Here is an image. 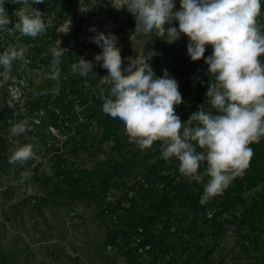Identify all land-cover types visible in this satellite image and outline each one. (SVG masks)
Wrapping results in <instances>:
<instances>
[{
  "label": "trees",
  "instance_id": "1",
  "mask_svg": "<svg viewBox=\"0 0 264 264\" xmlns=\"http://www.w3.org/2000/svg\"><path fill=\"white\" fill-rule=\"evenodd\" d=\"M76 3L77 0H51V12L61 21L54 20L53 25L46 26L43 33L33 38L21 35L14 28L10 0H0L12 29L10 32L0 29V54L9 46L26 48L24 59H28V65L16 75L17 79L26 78L28 85H33L35 70L46 68L47 76L50 74L53 61L50 49H68L61 57L58 95L50 91L56 81L46 76L35 86L41 97L29 107H0V183L6 184L1 190L0 217L11 219L8 211L12 210L15 217H27L31 229L37 230L47 221L48 209L85 205L90 209L88 218L101 232L98 247L102 251L111 248L125 264H237L246 257L252 261L243 264H264V137L250 145L254 154L245 172L222 195L202 203L209 177L200 183L190 181L179 172L177 158H163L162 141L142 150L129 142L118 118L113 119L102 111L103 101L97 86L99 78L107 75V69L100 66L102 62L94 60L102 49L92 41L77 42L82 30L81 18L78 24H72L65 38L58 40V27L67 20ZM174 3L180 9L179 0ZM260 3L257 24L264 33V0ZM114 34L123 68L130 63L126 53L130 32L119 28ZM166 36L161 38L152 31L153 42L161 40L168 55H153L148 63L156 77L163 76L167 70L178 82L182 100L187 103L185 116L184 106L177 110L181 122L201 106L213 115L218 114L206 96L210 84L217 83L205 63V58L212 55V47L206 45L204 57L192 61L187 52V36L181 34L171 44ZM80 57L93 62L97 76L92 73L81 77L72 72L71 65ZM259 59L264 64V55ZM19 61L11 64L14 72ZM4 70L0 66V74ZM101 87L107 90L109 85ZM33 118H37L36 122ZM24 119L29 121L27 135L35 140L33 144L41 152L24 165L10 164L15 149L9 130ZM196 123L193 121L192 126ZM21 137L22 144H31L27 137ZM197 151L204 150L197 146ZM45 161L47 168L42 171ZM206 166L203 162L200 171ZM29 170L31 178L20 183L21 173ZM19 185L26 188V197L17 201L9 199ZM258 187L261 191H256L247 202L246 192ZM230 227L241 241L225 247L223 239ZM38 231L49 236L52 233L50 226ZM235 246L239 247L234 249ZM18 251L1 245L0 264H21L22 255ZM144 255L148 261L142 259Z\"/></svg>",
  "mask_w": 264,
  "mask_h": 264
},
{
  "label": "clouds",
  "instance_id": "2",
  "mask_svg": "<svg viewBox=\"0 0 264 264\" xmlns=\"http://www.w3.org/2000/svg\"><path fill=\"white\" fill-rule=\"evenodd\" d=\"M19 3L20 0H12ZM45 0H32L33 4ZM180 9L174 10V0H131L128 10L143 24V30L156 31L158 36L167 34L169 44L189 38L187 52L192 61L204 57L206 45L213 49L205 58L208 72L215 75L217 83L210 84L206 93L210 104L218 114L213 115L201 106L182 123L175 113L182 95L178 82L167 70L156 77L148 60L141 56L129 57L130 63L122 68L121 50L116 47L117 36L97 32L92 42L102 52L94 56L107 75L99 78L102 111L113 119H119L130 143L140 149L150 148L154 142L164 144L163 158L175 157L179 172L190 181L200 183L209 177L201 198L205 200L222 195L231 182L244 173L254 154L250 147L264 137V33L257 24L260 0H179ZM28 5V0H23ZM94 5V0H92ZM29 5L30 13L20 17L14 25L23 36L35 38L46 30L43 13ZM92 6V5H90ZM178 22V28L171 25ZM11 23L4 6H0V27ZM90 31L96 32L95 27ZM53 61L47 79L56 81L50 91L60 92L61 57L67 48L50 49ZM26 48L9 46L0 54V66L5 70L15 60H23ZM92 61L80 57L71 65L74 74L87 77L93 71ZM97 76V74L95 73ZM103 85H109L106 90ZM85 81V87H88ZM197 122L192 126V122ZM28 119L10 128L11 136H20L28 130ZM197 146L204 151H197ZM34 157L33 145L17 148L10 156V164L24 165ZM206 168L200 171L201 164ZM46 170L47 162H44ZM31 171L21 173L20 183L31 178Z\"/></svg>",
  "mask_w": 264,
  "mask_h": 264
},
{
  "label": "rangeland",
  "instance_id": "3",
  "mask_svg": "<svg viewBox=\"0 0 264 264\" xmlns=\"http://www.w3.org/2000/svg\"><path fill=\"white\" fill-rule=\"evenodd\" d=\"M50 2L51 0H45L44 3L32 5V0H28V5H25L23 0H20L19 3H13L10 0V6L13 7L11 12V16L14 18L13 21L15 24L19 23L21 16L29 14V5H32L33 8H37L43 13L42 19H45L46 26L53 25L54 20L61 21L56 17L54 12H51ZM94 2L93 5L92 0H77L75 8L70 10L67 20L65 19L58 27L59 41L66 37L72 24H78L81 18L83 19V24L81 34L77 39L78 43L92 41L91 38L97 32H104L106 35L108 33L114 34L115 29L123 28L126 32H130V37L126 42L128 57L134 59L137 56H141L148 60L153 55H168L165 53L167 50H163L165 47L161 43V40H159V43L153 42L151 38L152 32H144L142 22L136 20L134 14L128 10L131 0H100V3L94 0ZM174 10H179L177 5ZM93 26L96 32L90 31V28ZM169 26L178 28V22L173 21L171 25H165L166 28ZM0 29L4 32L12 31L10 24L7 27H0ZM166 35L165 33L163 37ZM163 37L161 36V38ZM19 64L17 65L16 72L13 71L14 69L11 66L0 74V107L13 109V106H18V108L24 109L26 105L29 107L30 103H34L35 100L41 97V92L36 90L35 86L40 83L42 77L47 76V69L41 68L35 70L32 74L35 76L33 80L34 84L28 85L25 77V79L20 80L16 78V75L22 73L25 66L28 65V59L20 60ZM178 90L182 95L181 89ZM208 103L210 104V101ZM186 104L184 101L180 105L175 106L176 115L181 116L177 110L182 105L184 106L182 115L185 116L187 113ZM20 110L23 111L22 109ZM36 120L37 118H33V122H36ZM187 121L188 119L185 118L182 123ZM25 133L21 136L27 137L31 144L35 143V140L30 139L29 135H27L28 132ZM21 136L12 137L13 149L16 150L28 144H22ZM33 151L34 157H38L41 152L38 146H34V144ZM3 187H6V184L0 183V196H2L1 190ZM259 188L246 192L247 202L250 197H254L253 194H256V191H261L258 190ZM25 191L26 188L23 189L19 185L14 193H10L8 198L13 201L22 199L26 197ZM13 214L14 212L9 210L8 215L11 219H4L3 216L0 217V246L3 245L17 251L21 249L18 251L22 255L20 256L21 264H125L124 260L118 258L115 251L111 248L102 251V248L98 247L97 241H100L101 232L98 231V227L88 218L90 209L85 205H76L74 208L48 209L46 211L47 221L38 229L41 228L44 231L50 226L52 231L51 236L48 233L42 234L38 229H31V223L27 217L23 219L19 215L15 217ZM240 241L236 238L233 229L230 227L223 239V246L233 247ZM238 247L235 246L234 249ZM142 259L148 261L147 255H144ZM250 260L251 258L246 257V259H243V262L238 261L236 263L243 264Z\"/></svg>",
  "mask_w": 264,
  "mask_h": 264
}]
</instances>
